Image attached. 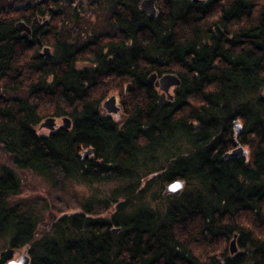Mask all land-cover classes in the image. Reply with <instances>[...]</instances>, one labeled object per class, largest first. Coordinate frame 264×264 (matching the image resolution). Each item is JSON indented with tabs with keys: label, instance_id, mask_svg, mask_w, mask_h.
<instances>
[{
	"label": "trees",
	"instance_id": "obj_1",
	"mask_svg": "<svg viewBox=\"0 0 264 264\" xmlns=\"http://www.w3.org/2000/svg\"><path fill=\"white\" fill-rule=\"evenodd\" d=\"M61 2L0 0V151L10 161L0 166V264L21 247L29 264H264V0H155L156 18L140 0H92L112 34ZM65 15L81 30L72 43ZM152 72L178 75L171 99L148 84ZM112 80L119 116L102 108ZM52 115L71 127L40 129ZM235 142L247 154L223 161ZM23 171L107 188L88 191L78 211L32 212L17 202ZM180 178L163 204L162 188Z\"/></svg>",
	"mask_w": 264,
	"mask_h": 264
},
{
	"label": "rangeland",
	"instance_id": "obj_2",
	"mask_svg": "<svg viewBox=\"0 0 264 264\" xmlns=\"http://www.w3.org/2000/svg\"><path fill=\"white\" fill-rule=\"evenodd\" d=\"M34 1L35 0H4L5 3L14 5L20 8L25 5H33ZM91 2L92 0H66V4L63 2L60 3L61 5L59 9L63 13H66V12L70 13L73 10H78L79 13L81 12L85 16L88 15V17L92 19L93 24H95L94 31L97 34H112V32H115V28H113L112 25L109 28L106 25L105 20L101 19V21L98 22L99 21L97 20L98 16L96 14L91 13L92 11V6H90ZM88 17L86 18L89 19ZM102 17H105V15H103ZM77 23H78V20L74 22L68 17V15H65L62 35L63 37L66 38L65 40L68 41V43H72L74 40H76L75 38L79 34V31L81 32L80 29L76 28ZM67 26H68V29H67ZM40 52H43V49H40ZM83 65L84 63L80 62L78 66L81 67ZM112 81L113 82H110V83H102L104 87H103V91L100 93H103L104 96L101 101H104L105 99H107L109 96H112V95L118 97V100H121L120 99L121 98L120 89H122L121 84L118 81H114V80ZM118 105L120 106L119 103ZM51 117L55 119V123H56L55 129L59 126H62L61 118L54 117L53 115ZM82 151L83 150L80 151V154ZM86 159L90 160V158H86ZM3 164L9 165L10 161H8V158L4 154H2V152L0 151V166ZM18 178H19L20 187H21V193L17 197V202L19 206L23 208L29 207L31 208L29 210L32 212L36 210L41 211L42 209L43 211L41 213H46V214L50 212L63 213V212L78 211L80 208V205L87 199V196L90 194V192L88 191H93V189L102 190L104 188H107V185H102V184H92L91 186H84V185L75 184L72 182H64L60 178H57L56 180L54 179V182L52 184H47L45 181H42L40 178L36 177L35 175H33L32 173L28 171L20 172L18 174ZM163 188L161 192L163 191ZM143 195H144L145 201L146 200L147 202L153 201L154 196L157 195V188L155 186H152L150 190L148 189L147 192L144 193ZM167 197H165L164 200H162L163 204H165L168 201L166 199ZM93 208L98 210V209H102V206L100 204H97V206ZM230 241L226 244L228 252H229ZM24 251H25L24 247L19 248L17 251L13 252L12 258L13 259L18 258V256L22 254Z\"/></svg>",
	"mask_w": 264,
	"mask_h": 264
},
{
	"label": "water",
	"instance_id": "obj_3",
	"mask_svg": "<svg viewBox=\"0 0 264 264\" xmlns=\"http://www.w3.org/2000/svg\"><path fill=\"white\" fill-rule=\"evenodd\" d=\"M139 8L141 9L142 12L148 14L150 17L152 18H156L158 16V10L155 7V0H141L139 3ZM16 29L18 32H24L27 35L30 34L31 30L30 27L28 25L25 24V22L23 20H19L18 22L15 23ZM43 52H41L40 54L42 56H46L49 54L50 52V48L45 46L42 48ZM148 84L151 86L155 85V82L157 83V87L160 91L164 92L166 95L167 99H171L172 98V94L170 92V90L175 87L178 86L180 83L179 78L177 77L176 74L168 72L165 73L161 76H157L155 73H151L147 79ZM102 107L110 114V115H116L119 112V106L116 104V98L114 95L109 96L107 99H105L102 103ZM62 126L63 128H69L71 121L68 117H62ZM56 126L55 123V119L53 117H48L46 119H44L40 124H39V128L40 129H46V130H53ZM232 126H233V132L235 135L239 134L241 132V123L238 119H235L232 122ZM236 147L230 151L227 152L223 157L222 160L226 161L231 157L234 156H240V155H246L247 154V150L238 145L237 142H235ZM92 152L93 149L92 148H88L87 150L83 151V154L81 155L82 158L86 159L88 155H90V160H92ZM184 180L183 179H175L172 180L170 182H168L162 191V196H166V195H172V196H177L179 195L183 188H184ZM174 185H178V187L173 188ZM118 229H112V232H116ZM236 235L233 236V238L231 239L230 243H229V252L230 254H234L237 251V245H236ZM30 262V257L27 253V251L25 250L22 254H20L18 256V258L15 259H9L8 261H6L4 264H29Z\"/></svg>",
	"mask_w": 264,
	"mask_h": 264
},
{
	"label": "bare ground",
	"instance_id": "obj_4",
	"mask_svg": "<svg viewBox=\"0 0 264 264\" xmlns=\"http://www.w3.org/2000/svg\"><path fill=\"white\" fill-rule=\"evenodd\" d=\"M144 13V12H143ZM144 14H146V13H144ZM147 16H149L148 14H146ZM150 17V16H149ZM152 18V17H151ZM152 73H155V72H152ZM156 74V73H155ZM163 74H165V73H162V74H160V76L161 75H163ZM157 75V74H156ZM158 76V75H157ZM149 77V76H148ZM177 77H178V75H177ZM179 78V77H178ZM148 82V81H147ZM174 88V87H173ZM173 88L171 89V91L173 90ZM89 148H91V147H89ZM87 150V149H86ZM84 151V150H83ZM83 151L81 152V154H80V157H81V155L83 154ZM227 153V152H226ZM226 153H224L223 155H222V157L226 154ZM82 158V157H81ZM87 158H90V155H88L87 156ZM82 159H84V158H82Z\"/></svg>",
	"mask_w": 264,
	"mask_h": 264
},
{
	"label": "flooded vegetation",
	"instance_id": "obj_5",
	"mask_svg": "<svg viewBox=\"0 0 264 264\" xmlns=\"http://www.w3.org/2000/svg\"><path fill=\"white\" fill-rule=\"evenodd\" d=\"M103 108V107H102ZM104 109V108H103ZM104 111L106 112V113H108L105 109H104ZM120 112V111H119ZM109 114V113H108ZM118 116H119V113H118Z\"/></svg>",
	"mask_w": 264,
	"mask_h": 264
},
{
	"label": "snow or ice",
	"instance_id": "obj_6",
	"mask_svg": "<svg viewBox=\"0 0 264 264\" xmlns=\"http://www.w3.org/2000/svg\"><path fill=\"white\" fill-rule=\"evenodd\" d=\"M176 187H178V185H174V186H173V188H176Z\"/></svg>",
	"mask_w": 264,
	"mask_h": 264
}]
</instances>
